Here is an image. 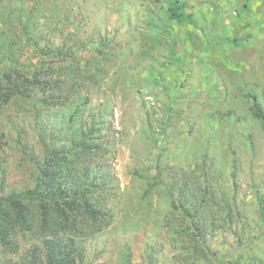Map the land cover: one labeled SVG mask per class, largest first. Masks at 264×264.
I'll return each instance as SVG.
<instances>
[{
	"label": "rangeland",
	"instance_id": "1",
	"mask_svg": "<svg viewBox=\"0 0 264 264\" xmlns=\"http://www.w3.org/2000/svg\"><path fill=\"white\" fill-rule=\"evenodd\" d=\"M169 1L0 0V83L21 84L0 104L2 193L66 152L59 181L108 216L73 235L81 264H264V0H183L189 24ZM177 181L207 201L197 233Z\"/></svg>",
	"mask_w": 264,
	"mask_h": 264
},
{
	"label": "trees",
	"instance_id": "2",
	"mask_svg": "<svg viewBox=\"0 0 264 264\" xmlns=\"http://www.w3.org/2000/svg\"><path fill=\"white\" fill-rule=\"evenodd\" d=\"M244 5L247 6L248 3ZM189 6L191 7V4L183 0L169 1L166 6L168 19L191 23L192 12ZM4 76L2 80L7 86H2L0 83V104L8 102L11 95L15 94L16 87L21 85L16 83V79L13 81L9 73H5ZM17 79L23 80L21 83L24 82L29 86L40 82V80L21 77ZM17 90L22 92L20 88ZM251 97L253 99L250 105L251 114L261 121L264 128V110L255 101V97ZM90 150L83 141H78L76 150L70 152L72 157L77 159L86 156ZM67 161L66 152L53 151L37 167L38 172L33 186L23 191L3 194L0 183L2 251L6 254L8 252L19 254V237L28 236L33 240V244L24 254H19L18 259L14 260L11 257L0 264H81L82 257L73 235L82 234L85 238L90 237L103 230L108 224V216L103 212L101 204L89 200V195L86 196V193L68 190L59 181V178L65 174ZM185 183L177 186V181L173 184L175 188L178 187L180 195L176 209L184 215L191 231L197 233V217L200 216L198 208L207 201L201 197L198 206H193L194 198L190 194H194L196 190L193 189L194 186L192 189H186ZM93 185L99 187L100 182H95ZM88 191L89 189L86 190ZM258 213L259 220L263 222V213L261 211Z\"/></svg>",
	"mask_w": 264,
	"mask_h": 264
}]
</instances>
